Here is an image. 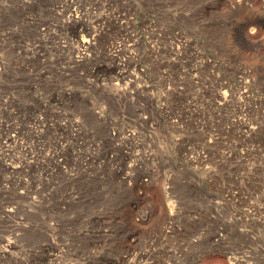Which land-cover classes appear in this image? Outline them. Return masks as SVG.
<instances>
[{
    "label": "rangeland",
    "instance_id": "1",
    "mask_svg": "<svg viewBox=\"0 0 264 264\" xmlns=\"http://www.w3.org/2000/svg\"><path fill=\"white\" fill-rule=\"evenodd\" d=\"M0 264H264V0H0Z\"/></svg>",
    "mask_w": 264,
    "mask_h": 264
},
{
    "label": "bare ground",
    "instance_id": "2",
    "mask_svg": "<svg viewBox=\"0 0 264 264\" xmlns=\"http://www.w3.org/2000/svg\"><path fill=\"white\" fill-rule=\"evenodd\" d=\"M250 15V14H249ZM252 15V14H251ZM248 16L247 17V21L249 22V23H251L253 20H255V19H257V18H259L260 17V15H252V16ZM262 17V16H261ZM231 40H235V42H238L239 40L242 42L243 40H242V36H241V31H239V30H237V31H235V35L233 34V37L232 36H229L228 38H227V42H228V45L230 44V46L232 45V41ZM240 42V43H241ZM244 42L245 43H247L248 41H247V39H246V37H244Z\"/></svg>",
    "mask_w": 264,
    "mask_h": 264
}]
</instances>
